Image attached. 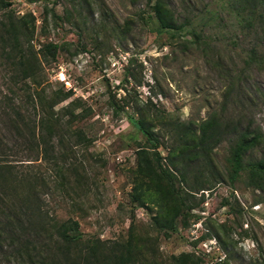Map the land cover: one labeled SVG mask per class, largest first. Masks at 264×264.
I'll return each instance as SVG.
<instances>
[{
  "label": "rangeland",
  "instance_id": "rangeland-1",
  "mask_svg": "<svg viewBox=\"0 0 264 264\" xmlns=\"http://www.w3.org/2000/svg\"><path fill=\"white\" fill-rule=\"evenodd\" d=\"M12 1L19 15L35 20L37 47L50 41L61 46L57 60L46 64L40 88L48 97L72 90L55 107L63 126L54 140L56 159L38 151L10 158L46 178L38 188L48 214L60 221L77 219L86 237L107 244L133 238L164 264H178L175 258L185 253L191 254L187 264H264V188L251 184L247 172L234 183L228 175L236 133L213 152L223 181L194 195L181 181L180 166H172L176 152L169 149L175 133L169 123L197 125L214 114L242 118L241 128L258 127L264 134V0H168L175 21L186 24L178 31L160 29L156 0ZM127 67L134 79L126 80ZM8 77L0 64L2 97ZM122 85L129 91L119 89ZM112 100L125 111L116 110ZM138 108L147 118L156 117L166 147L159 149L162 161L178 174L176 189L195 207L176 217L179 228L171 235L154 221L160 205L168 216L177 212V199L164 180L153 182L163 184L157 191L164 196L152 188L145 195L135 190L136 151L146 140L128 114ZM28 109L38 120L32 103ZM8 142L19 149L14 139ZM261 157L264 146L245 161ZM203 166L196 161L184 170L189 182L201 174L211 180ZM60 168L71 180L65 189ZM14 248L0 241V264H24Z\"/></svg>",
  "mask_w": 264,
  "mask_h": 264
},
{
  "label": "trees",
  "instance_id": "trees-1",
  "mask_svg": "<svg viewBox=\"0 0 264 264\" xmlns=\"http://www.w3.org/2000/svg\"><path fill=\"white\" fill-rule=\"evenodd\" d=\"M12 3V0H0V64L9 71L6 83L8 91L3 97L0 96V241H8L15 246L13 255L24 264H164L156 257L148 256L133 238L107 244L99 237H86L77 219L60 221L51 217L40 202V194L44 191L38 188L47 184L46 178L32 168H20L10 160L19 153L32 156L30 154L34 151L42 152L43 158L56 159L54 140L63 131V126L55 116V107L72 94L70 89L64 93L54 92L48 97L44 88H40L47 76L45 66L57 60L61 46L50 41L37 47L34 42L35 20L30 19L28 14L19 15ZM168 4V0H156L153 5L160 29H184L186 24L175 21ZM125 77L126 80L135 78L128 67ZM124 88L123 85L119 87L129 91ZM126 95L121 99L123 103L126 102ZM16 98H20L22 103L17 102ZM28 103L33 104L34 111L39 115L38 120L29 113ZM111 104L116 110L125 111V105L114 100ZM144 111L138 108L134 114H128L130 122L146 140L136 151L135 190L145 195L150 194L152 188L164 196L158 192L164 189L163 184L153 183L160 181V178L164 180L172 196L177 199V212L168 216V210L158 203L160 208L154 221L166 235H171L179 228L176 217L189 213L195 207L192 203L187 204L176 189L174 178L178 174L163 163L159 151L166 147L160 135L162 132L155 126L156 117L149 119ZM169 124L175 132L171 137L172 148L169 149L176 152L170 162L172 166H180L176 168L181 174V181L190 186V194L212 190L215 182L223 181V176L214 169L213 152L222 140L234 133L236 136L228 159L230 182L234 183L247 172L251 184L264 188V157L245 161L248 153L264 146V134L260 128H241L242 118L223 119L216 114L197 125L181 122ZM77 136H83V132ZM11 139L19 145V149L16 150V144L12 146L8 142ZM196 161L210 169L208 175L211 180L202 179L204 176L201 174L194 182H189L184 170ZM62 171L60 168L61 185L65 189L71 180ZM140 199L143 202V197ZM189 257L191 254L185 253L175 259L178 264H187Z\"/></svg>",
  "mask_w": 264,
  "mask_h": 264
}]
</instances>
